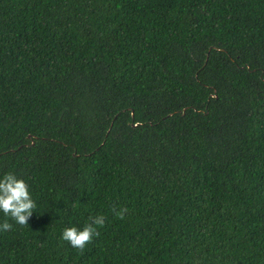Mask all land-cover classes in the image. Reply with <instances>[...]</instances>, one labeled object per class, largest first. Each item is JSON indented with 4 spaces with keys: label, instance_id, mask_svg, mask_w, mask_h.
I'll return each instance as SVG.
<instances>
[{
    "label": "trees",
    "instance_id": "1",
    "mask_svg": "<svg viewBox=\"0 0 264 264\" xmlns=\"http://www.w3.org/2000/svg\"><path fill=\"white\" fill-rule=\"evenodd\" d=\"M8 172L0 264H264V0H0Z\"/></svg>",
    "mask_w": 264,
    "mask_h": 264
},
{
    "label": "clouds",
    "instance_id": "2",
    "mask_svg": "<svg viewBox=\"0 0 264 264\" xmlns=\"http://www.w3.org/2000/svg\"><path fill=\"white\" fill-rule=\"evenodd\" d=\"M36 202L33 199L28 184L14 173L8 172L0 177V212L6 218L10 217L19 225H28V220L32 216ZM127 208L121 209L116 215L124 219ZM90 223H86L82 229L71 226L66 227L62 232V239L68 241L73 248L83 253L93 238L99 236L98 228L105 223L103 215L90 217ZM13 227L8 219L0 223V231H8Z\"/></svg>",
    "mask_w": 264,
    "mask_h": 264
}]
</instances>
